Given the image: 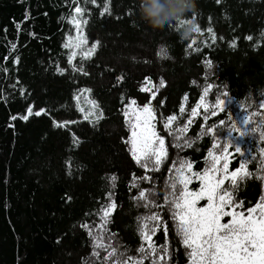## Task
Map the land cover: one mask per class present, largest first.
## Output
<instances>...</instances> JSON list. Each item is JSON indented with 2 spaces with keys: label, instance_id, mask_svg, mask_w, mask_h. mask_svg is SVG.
<instances>
[{
  "label": "trees",
  "instance_id": "1",
  "mask_svg": "<svg viewBox=\"0 0 264 264\" xmlns=\"http://www.w3.org/2000/svg\"><path fill=\"white\" fill-rule=\"evenodd\" d=\"M104 3L0 0V264H112V260L103 259L111 248H97L99 258L91 255L94 241L82 227L85 223L94 236L104 237L105 245L118 249L113 260L128 256L139 259L142 254L137 249L144 242L137 218L151 212H160L168 224L167 236L161 226L152 237L158 247L167 241L171 253L168 264H189V250L176 236L168 209L142 207L144 201L133 197L142 189H153L156 194L150 192L149 199L163 204L164 194L171 191L165 181L173 162L190 160L195 171H203L208 152L221 138L238 144L245 153L241 157L234 147L229 148V171L245 161L252 173L240 182L238 200L249 207L264 195V179L257 178L264 176V139L256 123L264 119V0H196V11L185 20L195 19L204 34L195 33L187 40L176 31L177 22L157 29L144 24L138 15L139 0H110L111 14L101 16ZM77 6L85 9L80 19L87 20L82 25L88 41L83 49L87 51L99 42L90 59L82 60L78 54L73 60L77 68L83 65L87 75L73 71L68 63L71 50L63 46L70 37L76 41L77 29L69 20ZM208 27L216 35L214 43ZM193 38L194 48L200 51L188 48ZM162 48L165 52L158 55ZM57 67L64 70L63 75ZM146 77L157 86L161 78L165 81L152 106L156 130L168 149L161 170L147 173L132 160L130 146L124 142L131 129L123 116L129 100L135 99L140 107L151 99V93L139 90ZM208 85L211 88L204 99L208 112L201 107L197 116L191 117ZM84 89L90 92H82ZM81 94L95 101L104 114L96 126L84 120L85 113L78 110L92 109L76 99ZM185 96L186 111L181 117L179 109ZM218 99L225 102L223 111L216 107ZM30 106L33 113L45 111L27 121L20 119ZM212 111L217 116H211ZM170 115L179 117L173 128L192 118L186 134L192 139L208 126L219 125L220 120L225 124L220 126L218 138L207 134L192 148L178 149L161 119ZM12 116L18 118L12 120ZM245 116L256 130L239 137V130L246 131L241 124ZM53 121L75 123L61 128ZM229 130L233 135L227 133ZM222 151V147L215 150L217 155ZM133 174L153 179L150 183L140 179L139 187L132 188ZM113 176L117 178L115 187ZM198 186L194 182L190 188ZM225 186H230V181ZM109 192L117 206L109 218L108 231L103 232L96 226L101 209L111 202ZM155 258L144 260V264Z\"/></svg>",
  "mask_w": 264,
  "mask_h": 264
},
{
  "label": "snow or ice",
  "instance_id": "2",
  "mask_svg": "<svg viewBox=\"0 0 264 264\" xmlns=\"http://www.w3.org/2000/svg\"><path fill=\"white\" fill-rule=\"evenodd\" d=\"M87 2L89 0H86ZM90 2L96 5L97 0H90ZM84 11L85 9L80 6L75 7L69 23L75 25L78 35L75 42L70 37L63 46L71 50L68 55V63L72 66L73 71L78 70L82 74L87 75L83 65L77 68L73 65V60L78 54H80L82 60L90 59L97 51L99 42L93 43L87 51L83 49V46L88 43L82 31V25L87 24V20L80 19L84 15ZM105 13L111 14L110 0H105L100 14L103 16ZM187 22L189 21H178L175 26L176 31H179L180 26ZM17 27L19 28V24ZM195 32L200 35L204 34L198 24ZM207 32L214 43L216 35L212 28L208 27ZM248 39L251 40L252 37H248ZM195 44L196 40L193 38L188 48L193 51H200V49L194 48ZM15 47L16 45L13 44V50ZM77 49L80 50L79 53ZM164 52L165 49L162 48L158 55ZM16 62H19L18 58ZM206 66L211 67V62H207ZM57 72L61 75L64 74V70L59 67H57ZM122 79V76L118 78V80ZM163 87H165L163 78L160 79L159 86H157L152 83L151 78L146 77L144 85L139 90L151 93V99L143 107H139L137 101L131 99L123 110L125 123L131 129V136L124 142L130 146L128 150L132 160L136 165L143 168L145 173L159 172L161 166L168 159V149L165 139L156 130V111L152 106V100L156 99V94ZM210 88L211 85L204 88L200 103L191 110V117L197 116L198 109L201 107L204 108L205 112H208L209 109L204 104V99L209 94ZM82 92H90V90L84 89ZM21 93L23 94V90H21ZM76 99L79 100V96ZM186 102L187 96L184 97L179 109L181 117L186 111L184 107ZM89 103L92 105L90 111L85 112V109L82 107H78V110L85 113L84 120L96 126L100 120L104 119V114L102 111H98L99 105L95 101H89ZM224 103L223 100L218 99L216 107L223 111ZM44 111L41 109L33 113V109L30 106L27 109L28 114L19 118L27 121L29 116L33 114L40 116ZM133 116L135 117V122H133ZM211 116H217V112L212 111ZM17 118V116L11 117L12 120H16ZM161 119L165 131L170 136H174L177 141L173 146L178 149L192 148L199 139H202L207 134H212L214 138H218L221 131L220 126L225 124L224 120H220L219 125L208 126L206 131L202 130L195 139H192L186 138V134L193 123L192 118H189L182 127L178 128H173V123L179 119L177 115H170L166 119L161 116ZM207 119L208 116L206 115L204 120L207 121ZM53 123L55 127L64 128L69 123H75V121L61 123L53 121ZM252 123L253 121L247 116L242 119L241 124L245 126L246 131L239 130V137L249 135L250 132H255L256 129L251 127ZM256 123L257 127L262 129L261 139H264V119ZM233 128L236 129V126L234 125ZM227 133L233 135V130H229ZM181 140H183V143H180ZM73 142L79 144V140L75 137H73ZM221 147L223 151L217 155L215 150ZM232 147L235 148V153H238L241 157L245 155L238 144L233 145L231 140H223L221 138L217 143H213L212 150L208 152L209 160H206L207 167L203 171H195L194 163L190 160L181 159L173 162L172 168L169 169V179L165 181L166 188L171 189V191L164 194L163 204H158L156 201L149 199L148 194L150 192L156 194L153 189H142L137 196L133 197L136 201H144L141 205L142 207L148 209L166 207L168 209L170 218L174 222L176 236L180 238V243L184 248L189 250L187 251L189 264H264V195L260 197L254 206L249 207H245L244 201L238 200L240 182L244 181L245 177H251L252 173L247 171L245 161H241L238 169L229 172V148ZM261 154L264 156V149H261ZM222 160L223 165L220 167ZM262 165H264V160H262ZM173 172L175 175H171ZM257 178L264 179V176H257ZM116 179L115 176L111 177L113 187H115ZM140 179L150 183L153 178L148 175L137 178L133 174V181L130 187L138 188L139 183L137 181ZM226 181H230V186H225ZM194 182L199 183L198 190L190 188V185ZM108 199L111 202L101 209L100 223L96 226L103 232L108 231L109 218L117 206L115 201L112 200L111 192L108 194ZM202 201H206L207 203L200 206ZM228 217L231 219L227 220V222H222ZM137 219L139 236L144 242L137 249L142 254L139 259L128 256L126 259L118 258L113 260L112 258L116 257L118 249L111 244L105 245L103 243L104 237L94 236L91 227L85 223L82 227L88 230V235L94 241L91 255L99 258L100 253L96 251L97 248H111V251H108L107 255L103 257L105 262L112 260V264H130V262L131 264H144V260L155 256L156 258L152 259L151 264H161V262L168 264L171 253L167 241L164 245L158 247L152 239L161 226H163L166 236L169 232L168 224L164 221L163 215L160 212H151ZM145 244L147 247H145ZM120 256L123 257L124 253H120Z\"/></svg>",
  "mask_w": 264,
  "mask_h": 264
},
{
  "label": "clouds",
  "instance_id": "3",
  "mask_svg": "<svg viewBox=\"0 0 264 264\" xmlns=\"http://www.w3.org/2000/svg\"><path fill=\"white\" fill-rule=\"evenodd\" d=\"M196 11V0H139L138 15L140 20L151 29H157L180 20H185L189 13ZM180 26L179 35L182 39H191L197 21L188 20Z\"/></svg>",
  "mask_w": 264,
  "mask_h": 264
},
{
  "label": "rangeland",
  "instance_id": "4",
  "mask_svg": "<svg viewBox=\"0 0 264 264\" xmlns=\"http://www.w3.org/2000/svg\"><path fill=\"white\" fill-rule=\"evenodd\" d=\"M83 47H84V46H83ZM85 97H86V96L83 95V94L79 95V99H80V101H83V103L85 104V106L91 105V104L89 103V99H86ZM140 107H143V106H140ZM87 111H90V109H88ZM133 122H135V117H134V116H133ZM229 160H230V159H229ZM239 167H240V166H239ZM239 167H238V168H239ZM238 168H236V169H238ZM236 169H233V170H231V171H229V172L235 171ZM198 188H199V186H198L197 188H195V189H192V190H198ZM206 203H207L206 201H202L200 206H203V205L206 204ZM229 219H231V218H230V217L225 218L224 221H222V222H227V220H229Z\"/></svg>",
  "mask_w": 264,
  "mask_h": 264
}]
</instances>
